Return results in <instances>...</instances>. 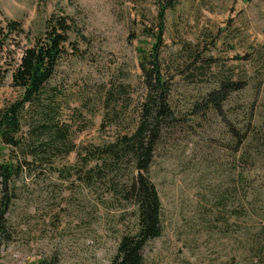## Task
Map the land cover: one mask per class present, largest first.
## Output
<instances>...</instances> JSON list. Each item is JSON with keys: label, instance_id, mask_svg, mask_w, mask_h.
<instances>
[{"label": "rangeland", "instance_id": "obj_1", "mask_svg": "<svg viewBox=\"0 0 264 264\" xmlns=\"http://www.w3.org/2000/svg\"><path fill=\"white\" fill-rule=\"evenodd\" d=\"M156 16L154 0H0V22L21 23L30 39L44 35L57 17L72 20L83 36L73 37L75 56L61 66L55 83L62 91L59 121L73 127L79 148L105 145L132 128L142 98V28ZM194 58L199 62L182 84L174 74ZM163 62L167 76L182 86L175 95L179 105L222 80L243 89L231 94L220 118L185 116L186 126L163 138L151 168L163 234L147 246L146 264H264V172L254 174V191L249 188L251 218L236 217L234 197L227 206L222 198L234 188L241 192L236 151L248 119L264 141V0H179L167 13ZM11 83L9 76L0 86V109L21 96ZM120 86L131 99L124 96L116 108V129L102 103ZM78 165L76 153L61 160L65 168ZM131 211L76 178H25L0 238V264H111L120 238L134 230Z\"/></svg>", "mask_w": 264, "mask_h": 264}, {"label": "trees", "instance_id": "obj_2", "mask_svg": "<svg viewBox=\"0 0 264 264\" xmlns=\"http://www.w3.org/2000/svg\"><path fill=\"white\" fill-rule=\"evenodd\" d=\"M178 2L154 0L155 22L142 28L147 44L138 50L142 98L132 128L119 132L114 141L96 147L79 148L74 142L73 127L59 121L62 91L55 83L61 66L75 56L73 37L83 38L76 24L65 17L53 18L47 32L33 40L21 23L0 22V86L11 76L12 87L21 91L17 100L0 109V238L6 234L7 216L21 180L53 175L66 181L76 178L83 188L102 189L113 202L118 200L122 207L132 208L129 214L134 230L120 238L111 264H146L147 246L163 234L162 202L151 176L163 138L170 130L185 127V116L202 118L213 114L220 118L231 94L243 89L237 82L222 80L216 82V89L196 100L187 102L185 98L181 105L176 102L175 95L182 86L175 83L176 76H167L163 50L167 13ZM23 39L27 40L26 46H22ZM198 62L194 58L186 69L174 75L181 76L185 84L186 79L190 80L187 73L193 72L190 67ZM124 96L131 99L127 88L120 86L118 92H106L102 103L116 129L121 122L116 108ZM251 122L252 118L248 119V134L236 151L239 168L235 171L241 192L234 188L222 197L223 206L234 197L235 216L240 219L251 218L249 188L254 191V174L264 172V141H260L258 131L260 136L250 129ZM255 136L258 144L253 147ZM73 153L80 167L61 166V160Z\"/></svg>", "mask_w": 264, "mask_h": 264}]
</instances>
